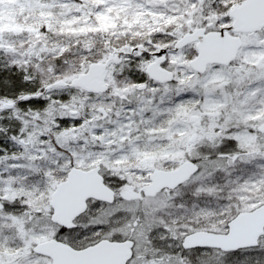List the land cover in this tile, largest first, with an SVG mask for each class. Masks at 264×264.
<instances>
[{
  "label": "rangeland",
  "instance_id": "obj_1",
  "mask_svg": "<svg viewBox=\"0 0 264 264\" xmlns=\"http://www.w3.org/2000/svg\"><path fill=\"white\" fill-rule=\"evenodd\" d=\"M242 1L232 0L236 5ZM183 3L184 0H0V49H4L0 50V67L16 71L10 63L15 56L21 67L29 69L38 87L70 82L86 72L90 64L104 62L111 53H127L121 64L110 67L109 89L104 94L55 87L46 91L41 101L34 99L30 108L9 106L11 111L0 112V127L5 129L0 131V147L5 153L25 154L19 161L0 159V197L12 199L23 193L33 208L44 209L46 217L51 195L66 180L74 160V167L82 170H90L102 162L114 170L123 169L133 184L143 187L154 170H174L191 161L188 153L206 159L216 151L213 125L223 116L216 106L217 102L223 106V102L218 101L216 94L223 95L229 89L237 91V80L225 75L223 84H218L215 77L224 74L225 68L233 76L238 75L244 63L264 67V48L249 47L256 41L250 34H242L238 57L229 66H210L204 74L187 71L192 69L190 62L198 55L196 44L179 51L173 50L174 44L194 29L210 28L224 13L213 10L208 24L190 13L187 17L183 12L172 15ZM171 33L177 34L175 39ZM153 43L156 48L168 46L169 62L164 67L174 77L179 73L180 84L186 87L178 86L176 80L169 84L151 80L145 69L153 57L128 55L138 45L154 51L149 47ZM205 76L209 78L200 88L189 83H198ZM21 115L27 119L25 132L31 134L23 137L29 140L27 145L19 137L15 141L9 138L21 126ZM61 118H66L69 126L65 127ZM58 124L61 126L56 127ZM41 136L46 138L41 140ZM40 145L68 157L46 173L51 177L47 181L29 166ZM261 174H264V156L231 164L224 161V167L213 169L206 177L209 184L222 191L201 197L200 202L216 208L223 196L236 195L238 181ZM181 191L191 203L187 196L191 185ZM128 195L139 196V193L132 192L129 186ZM8 208L10 211L4 215L12 216L13 220L0 221V259L4 264L15 259L25 236H40L42 242L54 239V229L34 230L32 216L25 215L27 209L21 201L8 204ZM135 215V211H129L121 216L120 222L125 223ZM211 255L204 252L200 257ZM214 257L217 263H213ZM247 258L246 252L214 253L209 264H246Z\"/></svg>",
  "mask_w": 264,
  "mask_h": 264
},
{
  "label": "snow or ice",
  "instance_id": "obj_2",
  "mask_svg": "<svg viewBox=\"0 0 264 264\" xmlns=\"http://www.w3.org/2000/svg\"><path fill=\"white\" fill-rule=\"evenodd\" d=\"M241 7L252 13L247 23L250 29H255L250 35L256 43L249 47L264 48V0H243ZM213 10L224 14L216 18L215 24L205 30L206 33L218 30L224 40L240 34L244 21L232 0L227 3L224 0H184L182 7L172 15L183 12L187 17L190 13L192 17L202 19L203 24H208ZM171 35L175 39L177 34ZM149 47L155 50L133 51L128 55L148 59L153 55L162 56L164 58L161 64L167 66L168 46L156 48L153 43ZM175 50L179 51V48ZM195 52L196 49H193V53ZM10 63L15 65L18 73L11 77V87L15 94L9 97L0 89V112L11 111L9 106L28 105L30 108L33 100L40 99L39 93L44 91V88L26 86L34 77L27 67H21L15 56ZM216 67L219 68L221 65L217 64ZM195 71L199 74L198 69ZM225 75L237 80V91L229 89L223 95L216 94L218 101L223 102V106L217 102L216 106L220 108L223 116L217 118L212 131L216 151L209 153L206 159L188 153L192 170L184 179L177 181L173 186H163L154 192L133 184L130 177L123 174V169L114 170L102 162L99 169L100 179L104 185L102 192L85 197V206L71 217V222L53 218L59 210V201L55 207H50L45 217L44 209L33 208L23 193L12 199L0 197V221L11 222L13 217L4 215L10 211L8 204L21 201L27 209L25 215L32 216L34 230L54 229L55 241L70 246L69 255L73 259L58 260L54 264H100L91 259L93 255L91 250L106 241L120 243L131 241L123 264H189V261L198 264L193 256L184 258L185 253L198 254L207 251L234 254L246 252L248 254L246 264H264V174L238 181V186L234 189L236 195L223 196L222 202L216 208H210L206 203L200 202L201 197L222 191L209 184L206 177L213 169L224 167V161L231 164L240 159L264 156V67L256 68L254 65L244 63L243 70L235 76L225 68L224 74L215 77L218 84H223ZM209 76H205L198 83L195 81L189 83H195V87L200 88ZM172 79L176 80L178 86L186 87L180 84L179 73ZM48 88L50 90L51 85ZM28 108H25L24 112H27ZM20 120L21 126L9 138L15 141L19 137L22 143L27 145L29 140L23 139L25 136L31 137V134L24 130L27 119L21 115ZM61 121L65 127L69 126L66 118H61ZM4 130L0 127V131ZM45 138L41 136L40 139ZM192 150L195 151V146ZM35 153L36 155L30 158L29 166L45 181L51 179L46 173L68 158L49 150L47 145H40L35 149ZM4 158L19 161L25 158V154L5 153L4 148L0 147V159ZM75 163L74 160L70 166L74 167ZM189 184L191 192L187 196L191 203L181 191ZM129 186L132 192H138L139 196H129ZM253 192L255 195H251ZM233 200L236 201L235 204L232 203ZM140 204L143 205L142 208ZM129 211H135L136 215L121 223V216ZM249 218H252V222L248 231L241 233L239 225ZM213 224L216 226L212 227ZM129 226H132L131 229ZM159 241L170 243L161 244ZM41 244L42 237L25 236L11 264H53L51 253ZM0 264H4L3 259H0Z\"/></svg>",
  "mask_w": 264,
  "mask_h": 264
},
{
  "label": "water",
  "instance_id": "obj_3",
  "mask_svg": "<svg viewBox=\"0 0 264 264\" xmlns=\"http://www.w3.org/2000/svg\"><path fill=\"white\" fill-rule=\"evenodd\" d=\"M243 2L237 4L241 19L244 21L240 29V34L224 40L220 37L218 30L206 33V29L197 28L193 31L182 35L173 46L176 51L196 43L198 55L190 62V66L194 72L199 70V74L207 72L208 68L213 65L229 66L230 61L234 62L238 57L239 50L242 47V38L240 35L254 32L255 29H250L248 20L252 13L250 10L241 7ZM232 11V9L230 10ZM145 47L138 45L132 49L133 51H142ZM120 53H124L120 55ZM125 56L124 51L111 53L104 62L92 63L88 66L86 72L78 75L70 82L58 81L51 85V89L55 87H69L79 89L89 94H103L108 90L107 76L112 65H119ZM154 60L148 64L145 71L148 77L160 84H169L174 81V73L161 64L162 56L153 55ZM49 86V85H48ZM46 86L44 91H48ZM43 95L39 93V97ZM98 167L91 170H82L76 167L71 168L66 180L60 182L53 191L50 198L51 207H55L59 201V210L54 214L55 219L62 222H71V217L76 212L81 211L85 206V197L102 192L104 185L100 179ZM192 170L191 161H186L179 165L174 170H155L150 176V184L146 189H151L154 192L159 191L163 186H173L177 181L184 179ZM167 188V187H165ZM252 222V218L244 220L239 225L241 233L247 232ZM130 243H109L104 242L92 249L91 259L100 262V264H123V260L128 251ZM48 252L51 253L53 264L55 261H68L73 259L69 255L70 246L64 245L60 241L54 239L42 242ZM230 253V252H226Z\"/></svg>",
  "mask_w": 264,
  "mask_h": 264
},
{
  "label": "trees",
  "instance_id": "obj_4",
  "mask_svg": "<svg viewBox=\"0 0 264 264\" xmlns=\"http://www.w3.org/2000/svg\"><path fill=\"white\" fill-rule=\"evenodd\" d=\"M17 74L18 73L15 70H4L2 67H0V77H2V79H0V89H3V91L6 92L9 97L15 94L11 87V77ZM26 86L28 88H41L36 86L34 79H32L31 82ZM45 94L46 92L43 91V95L40 97V99H35V101H41ZM33 95L35 96V94Z\"/></svg>",
  "mask_w": 264,
  "mask_h": 264
},
{
  "label": "flooded vegetation",
  "instance_id": "obj_5",
  "mask_svg": "<svg viewBox=\"0 0 264 264\" xmlns=\"http://www.w3.org/2000/svg\"><path fill=\"white\" fill-rule=\"evenodd\" d=\"M98 168H100V166H97ZM95 168V167H94ZM155 171V170H154ZM153 171V172H154ZM152 172V173H153ZM99 173V172H98ZM151 173V174H152ZM151 176V175H150ZM150 176H149V182L146 184V185H144L143 187H146L147 185H149L150 184ZM165 190H167V188H165ZM107 242H109V243H120V242H111V241H107ZM127 242H129V243H131V241H127ZM207 252H209V253H212V255H214V253L215 254H221V253H219V252H212V251H207ZM204 253V252H203ZM200 254L201 253H198V254H193V253H185V258H187L188 256H193L194 257V260L195 261H197L198 262V264H209V261H211V259H212V255L209 257V258H206V257H204V256H201L200 257ZM226 254H230V253H226ZM204 257V258H203ZM214 262H216L217 263V261H216V257H214V259H213V263ZM189 264H192V261H189Z\"/></svg>",
  "mask_w": 264,
  "mask_h": 264
}]
</instances>
